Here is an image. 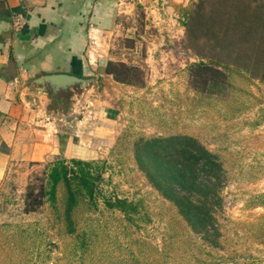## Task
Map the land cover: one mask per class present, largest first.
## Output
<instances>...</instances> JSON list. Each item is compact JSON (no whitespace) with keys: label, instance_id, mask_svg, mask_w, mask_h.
I'll return each mask as SVG.
<instances>
[{"label":"rangeland","instance_id":"obj_1","mask_svg":"<svg viewBox=\"0 0 264 264\" xmlns=\"http://www.w3.org/2000/svg\"><path fill=\"white\" fill-rule=\"evenodd\" d=\"M117 2L115 25L96 48L107 60L137 67L140 81L119 83L92 71L86 77L94 85L47 105L62 134L91 131L96 140L84 159L101 169L94 201L72 207L70 232L61 184L54 203L23 209L27 186L35 192L45 163L63 156L12 165L0 184V264H264V78L219 52L238 34L224 31L228 3ZM198 60L224 77L204 83L205 73L190 67ZM173 134L194 137L221 163L206 231L191 229L135 164V141ZM102 197L124 198L136 211L126 218Z\"/></svg>","mask_w":264,"mask_h":264},{"label":"crops","instance_id":"obj_2","mask_svg":"<svg viewBox=\"0 0 264 264\" xmlns=\"http://www.w3.org/2000/svg\"><path fill=\"white\" fill-rule=\"evenodd\" d=\"M117 3L0 0V184L14 164L54 155L92 157L91 131L62 134L47 98L26 86L50 73L86 77L94 71L110 77L104 73L107 59L96 45L115 25Z\"/></svg>","mask_w":264,"mask_h":264},{"label":"trees","instance_id":"obj_3","mask_svg":"<svg viewBox=\"0 0 264 264\" xmlns=\"http://www.w3.org/2000/svg\"><path fill=\"white\" fill-rule=\"evenodd\" d=\"M223 0L228 3L230 26L238 34L227 39L235 44L225 47L220 54L230 59L247 72L259 73L264 78V1ZM199 4H197V7ZM202 8L201 6L198 7ZM195 13H199L196 11ZM187 29L189 26L183 24ZM213 26L205 29L212 33ZM238 30V31H237ZM219 43V42H218ZM217 42L214 46L220 45ZM216 62H219L216 60ZM225 65V64H224ZM190 67L203 74V82H216L224 77L223 72L202 60ZM104 73L119 83L134 84L140 81L139 69L121 61L106 60ZM257 76L256 74H254ZM133 158L149 184L164 199L171 202L178 214L195 231H206L210 225V209L217 200V185L222 176L221 163L217 156L205 148L194 137L185 134L139 138L133 144ZM101 180V169L94 160L56 157L45 163L37 190L27 186L24 195V211H32L43 201L54 203L59 184L63 186V218L71 232L70 211L81 199L93 203L95 189ZM107 208L117 209L126 218L136 211V205L119 197H102Z\"/></svg>","mask_w":264,"mask_h":264},{"label":"water","instance_id":"obj_4","mask_svg":"<svg viewBox=\"0 0 264 264\" xmlns=\"http://www.w3.org/2000/svg\"><path fill=\"white\" fill-rule=\"evenodd\" d=\"M95 84V78L82 77L69 73H50L33 78L26 86L29 91L44 95L48 102L62 100L65 95L71 96L72 90H81ZM71 98V97H70Z\"/></svg>","mask_w":264,"mask_h":264},{"label":"built area","instance_id":"obj_5","mask_svg":"<svg viewBox=\"0 0 264 264\" xmlns=\"http://www.w3.org/2000/svg\"><path fill=\"white\" fill-rule=\"evenodd\" d=\"M13 24L17 26V25L19 24L18 19H16V20L13 22Z\"/></svg>","mask_w":264,"mask_h":264}]
</instances>
